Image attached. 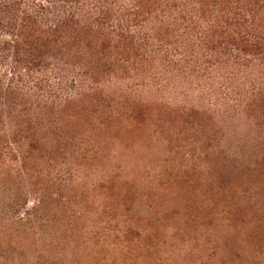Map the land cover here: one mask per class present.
<instances>
[{
  "label": "rangeland",
  "instance_id": "1",
  "mask_svg": "<svg viewBox=\"0 0 264 264\" xmlns=\"http://www.w3.org/2000/svg\"><path fill=\"white\" fill-rule=\"evenodd\" d=\"M221 1L0 0V264H129L99 232L124 218L96 217L100 182L170 210L130 264H264L225 212L173 235L222 196L264 211V16Z\"/></svg>",
  "mask_w": 264,
  "mask_h": 264
},
{
  "label": "trees",
  "instance_id": "2",
  "mask_svg": "<svg viewBox=\"0 0 264 264\" xmlns=\"http://www.w3.org/2000/svg\"><path fill=\"white\" fill-rule=\"evenodd\" d=\"M55 1L64 3V2H77L78 0H55ZM238 1L239 0L237 1L235 0V2H237V8H240V5H238ZM248 1L246 2L245 8H244L246 13L250 12L255 15V18L258 17L259 19L261 18V15L264 16V0H253V3L250 2V4L247 5ZM227 2L228 0H222L221 3L219 4V7L221 8V10L225 11L223 13L225 17V21H226V17L230 16L226 12L225 4ZM222 5H223V9H222ZM249 5H250V8L248 7ZM104 9L105 8L100 10L99 16L101 15V13L102 15H104ZM72 17L73 15L64 17L62 19L58 18L53 24L54 32H56L58 29L64 32L75 31V27L77 26V24L74 25L75 20H73ZM247 32H248L247 28L245 31L242 30V32L240 33L238 32L232 33V31H229L228 34H232V35L228 37L229 39L228 41L230 43L234 42V39H236V36L234 34H237L238 35L237 38H239V41H242V39L245 38ZM256 40L257 42L253 43V48L260 51L261 50L260 42L262 40L264 41V38L261 39L257 37ZM101 52H102L101 56L102 55L104 56L103 50H101ZM38 55L41 56L40 51ZM98 66H99L98 63L93 62V65L90 70H94L98 68ZM100 66H105V63L102 62ZM102 71L103 69L100 70V72ZM134 107L135 106L132 105L131 109H133ZM133 111L137 113L136 109L135 110L133 109ZM182 175L183 174H181V176ZM127 183L128 182H126V186L117 187L118 189L113 187V185L110 182L107 184L104 182L99 183L98 188H97L98 190L97 194H99L98 198H99L100 205L98 207V210H97L98 214H96V217L100 220L101 219L104 220V216L107 215V213L105 212L109 210H111V213H110L111 215L105 216L108 218V220H111L110 219L111 217H119L121 214L124 215V218L122 219V221H119V218H117L118 219L117 222L122 225H117V223L112 221L113 220L112 219L111 221H108V223H104L101 226V230H99V232L105 238L107 237L112 242L111 244L115 245L114 247L116 248V251H117V254L115 255V257L117 259L118 258H120L121 260L126 259L128 260V262L131 263L133 261V258H135L137 254L139 253L144 254L145 252L146 254L148 253V250H144L142 248L143 242H144L143 237H146V234L141 233L142 231H140V228H141L140 225L142 224V222H146L147 219H151L150 215H152V209L149 208L147 215H144V214L140 215L138 213V208L132 207V203L134 205V200L136 198H135V195L131 192V188H132L131 184L130 183L127 184ZM145 195H147V193ZM224 198L225 196H222V198L212 200V202H205L199 206H196L191 213L189 211L184 210L182 212L183 216L179 217V219H176V227L173 230V235L177 236L178 231H187V230L189 231V229L192 230L193 228H195L196 225H202L204 223V221L201 220L202 218L201 216L203 214L207 216L205 220L208 222V224L212 223V221L215 219L213 217H216L213 215L214 213L212 212L216 210L222 214L223 212H225V216L227 219L226 222H223V223L219 219V223H221L220 225L226 224L227 226H231V227L237 226L240 228H243L244 226H246V229H244L241 232V234L244 236L243 238L246 240V242L250 243V245L254 246L256 239L257 240L263 239L264 238V224H263L264 223V211L254 210V209L249 210L247 208L246 209L247 214H243L242 213L243 207L239 205L234 199L231 198V200L229 199L228 201L225 202ZM196 210L198 212V216L193 215L194 211ZM168 211L170 212L169 209ZM168 211L164 207L162 209L156 210V212L152 216L150 223L152 221H153L152 223H155V220L159 216H163L165 218V216H168L167 214ZM209 213H212V216H209L210 215ZM236 232H240V231H236ZM214 234L216 236H222V233H220L218 230L214 231ZM228 240H229V237H225L221 241L223 243H226L228 242ZM105 252H107V249L105 250ZM112 261H117V260H112Z\"/></svg>",
  "mask_w": 264,
  "mask_h": 264
}]
</instances>
